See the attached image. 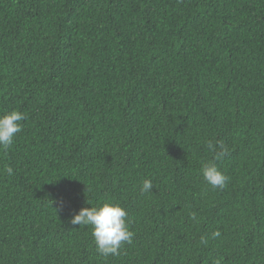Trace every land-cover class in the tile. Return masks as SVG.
Instances as JSON below:
<instances>
[{
    "label": "trees",
    "instance_id": "1",
    "mask_svg": "<svg viewBox=\"0 0 264 264\" xmlns=\"http://www.w3.org/2000/svg\"><path fill=\"white\" fill-rule=\"evenodd\" d=\"M11 110L0 264H264V0H0ZM109 200L133 238L103 257L68 220Z\"/></svg>",
    "mask_w": 264,
    "mask_h": 264
},
{
    "label": "clouds",
    "instance_id": "2",
    "mask_svg": "<svg viewBox=\"0 0 264 264\" xmlns=\"http://www.w3.org/2000/svg\"><path fill=\"white\" fill-rule=\"evenodd\" d=\"M24 119H26L24 113L18 110H11L0 115V149L11 147L15 135L22 130L21 122ZM207 147L217 160L223 158L228 152L223 142L213 144L209 141ZM217 147L219 151H217ZM5 171L8 175L13 174V169L10 166ZM201 174L213 188L222 189L228 181V177L212 162H205L202 165ZM152 187V181L145 179L140 191L141 193L149 192ZM60 203L62 205L63 201ZM126 218L127 211L119 203L109 200L91 204L90 207H81L69 218L68 222L73 226H89L97 252L103 257H108L119 255L121 245L131 242L133 238V232L129 229ZM193 219H195L194 214ZM219 235V232L213 233V236L218 237Z\"/></svg>",
    "mask_w": 264,
    "mask_h": 264
}]
</instances>
